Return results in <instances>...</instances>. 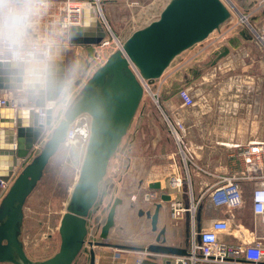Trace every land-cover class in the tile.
I'll use <instances>...</instances> for the list:
<instances>
[{"label": "crops", "instance_id": "1", "mask_svg": "<svg viewBox=\"0 0 264 264\" xmlns=\"http://www.w3.org/2000/svg\"><path fill=\"white\" fill-rule=\"evenodd\" d=\"M226 25L215 31L219 37H223L219 45L208 37L175 57L163 76L151 82L152 87L156 86L157 93L168 82L172 85H182L185 82L186 88L194 94L195 104L183 108L177 93L157 95L159 110L156 111V118L151 116V111L146 112V117H151L139 119L140 125L131 131L133 135L125 147L128 154L127 166L121 177L117 172L122 157L117 155L109 162L105 179L107 193L113 194H110L113 200H121L115 209L112 228L106 239H100V228L108 211L105 213L94 208L87 217V223L94 225V244L92 247L85 245L72 264H92L91 252L98 260L97 264H134L135 259H139L138 264H174V254L148 252L146 248L157 244V235L163 230L160 237V240H165L163 245L186 253L192 220L195 229L199 230L215 219L226 218L229 231L219 235L221 241L231 245L239 244L242 240L253 241V232L260 227L258 217L251 209L253 185L243 184V199L249 201L245 209L244 203L237 208L215 209L206 192V188L221 176L245 171L246 165L241 157L243 151L251 148H262L264 151V48L228 45L229 35L232 33L228 35ZM222 40H226L225 45L220 46ZM9 94L26 99L28 108L34 107L35 91L2 90L0 99ZM62 94L66 101L70 93L65 94L63 91ZM27 107L14 109L20 114L13 117V111L9 112L13 108L0 106V148L11 147L9 143L4 144L8 137L7 129L20 127L25 140L33 137L35 126L32 125L33 116L27 111ZM165 117L182 124L183 139L193 153L196 166L190 169L189 184L185 182V173L176 153L177 147L175 150L176 143L162 123L166 121ZM54 120L52 116L53 123ZM52 124L47 128L46 134L51 132ZM140 146L141 151L136 152ZM31 156L32 153L23 165L31 161ZM7 158L11 159L9 155L1 156L0 161L5 163ZM174 177L181 179L180 186L172 185ZM155 183L160 184L159 190L149 188V185ZM6 184L7 191L9 183ZM3 189L0 187V204L6 193ZM151 193L155 195L153 198ZM161 195H168L169 200L162 202ZM190 196L199 200L194 217L184 212L181 216L172 218L170 204L179 201L187 206ZM158 202L161 203V208L156 230H152L151 220L146 213L152 214L154 205Z\"/></svg>", "mask_w": 264, "mask_h": 264}, {"label": "water", "instance_id": "2", "mask_svg": "<svg viewBox=\"0 0 264 264\" xmlns=\"http://www.w3.org/2000/svg\"><path fill=\"white\" fill-rule=\"evenodd\" d=\"M231 5L235 10L232 3ZM230 17L231 11L221 0H170L157 19L133 31L123 41L121 50L112 53L92 73L78 98L39 149V153L24 165L23 162L32 153L34 145L52 124V109L46 110L44 124L38 123L36 109L45 104L55 105L60 100L65 87L67 50L65 46L50 47L48 70L39 83H26L13 62H0V91L36 92L34 107L27 109L33 116V137L25 140L20 127L14 128L15 130L7 129L8 137L4 144L9 143L11 147L0 148V157H11L5 163L0 161V181L9 183L0 204V263L74 262L84 246L87 217L97 203L100 185L106 176L109 162L126 135L143 97L144 90L140 81L152 82L160 79L175 57L206 40ZM105 35L94 13L85 9L81 25L69 28L68 42L70 45L93 46L100 43ZM11 111L13 117L20 114L18 110H9ZM81 115L89 117L90 133L67 209L59 221V247L51 257L34 262L27 257L18 237L23 219V205L41 179L49 160L64 142L69 126ZM149 188L159 190L160 184H151ZM160 199L166 202L169 196L161 195ZM120 203L119 198L112 201L100 228V239H106L114 224L115 209ZM160 208L161 203H155L153 213H146L151 220L152 230H156ZM139 213L143 214L142 211ZM162 235L163 230L157 235V244L150 245L146 251L185 255L184 251L163 245L165 240H160ZM90 256L92 262L93 252Z\"/></svg>", "mask_w": 264, "mask_h": 264}, {"label": "built area", "instance_id": "3", "mask_svg": "<svg viewBox=\"0 0 264 264\" xmlns=\"http://www.w3.org/2000/svg\"><path fill=\"white\" fill-rule=\"evenodd\" d=\"M120 1L134 3L137 0H34L37 5V14L34 18L30 39L43 45L49 53L52 43L65 39L70 27L81 25L84 10L89 9L94 13L106 33L100 43L92 46V60L95 64L101 66L112 53L121 50L122 47V41L112 34L103 16L101 4L103 2ZM221 1L229 10L232 9L231 3L234 2L233 0ZM261 3H264V0ZM245 23H247L246 20ZM251 31L256 43L264 48V17L261 18L257 26L251 27ZM0 62L13 61L8 54L0 53ZM131 69L137 74L134 68ZM140 82L143 90L150 92L151 82L142 80ZM151 95L155 104L158 105L157 97L154 94ZM177 95L183 108L192 107L195 104L194 94L188 88L180 89ZM26 103V99L16 97L13 94L5 95L0 99V106H7L13 109L27 107ZM54 106L53 104H45L43 107L36 109L38 123L44 124L46 110L52 109L54 111ZM165 120L176 143L177 154L185 173V182L189 184L190 169L196 165L193 153L183 139V126L177 120L171 121L167 117H165ZM46 130L41 139L34 145L32 154L41 148ZM89 133L90 119L87 115H81L69 126L64 142L66 144L79 142L82 145H86ZM261 149L251 148L241 153L243 162L246 165L243 173H232L221 176L217 182L206 188L209 200L215 209L223 207L232 209L241 207L244 203L243 184L251 183L253 185L251 191V209L252 213L258 217V225L260 226L259 230L256 229L253 232V241L242 240L236 245L221 241L219 235L229 231L226 218L215 219L207 227L199 230L195 229L192 220L189 248L185 255L172 256L174 264H195L197 262L212 264H264V157H262V152L264 151ZM181 183L180 178L174 177L172 179L173 186H180ZM0 186L5 188L7 184L0 181ZM151 196L153 198L155 196L154 193H151ZM198 201L190 196V203L187 206H184L179 201L172 202L170 204L171 217H179L182 213L188 212L193 218ZM86 228L87 234L84 246L88 245L92 247L94 244V225L87 223ZM140 253H145V251H140ZM97 263L98 260L93 257L92 264ZM138 263L139 259H135L134 264Z\"/></svg>", "mask_w": 264, "mask_h": 264}, {"label": "rangeland", "instance_id": "4", "mask_svg": "<svg viewBox=\"0 0 264 264\" xmlns=\"http://www.w3.org/2000/svg\"><path fill=\"white\" fill-rule=\"evenodd\" d=\"M169 1L170 0H137L134 3L121 1L103 2L101 8L112 34L123 43L133 31L157 19L160 12ZM261 1L262 0H237L232 2L235 10L230 9L231 17L225 22V25L227 24L226 28L229 29L227 31L228 35L232 33L229 35L231 38L228 36V45L259 46L255 41L251 27L257 26L261 18L264 17V3H261ZM245 20L247 23H245ZM225 25L223 24L222 27L224 28ZM208 39H212L216 45H219L223 37H219L217 32H213ZM226 40H222L223 42L220 43V46L225 45ZM52 46H65L67 49L64 93H70L66 101H64L65 96L62 94L63 98L60 104H58L56 108L54 106L53 113L56 111L53 115L55 119L54 123L52 122L54 128L64 117L69 107L78 98L85 82L100 65L95 64L92 60V46L70 45L68 42V34L66 38L62 39L60 42L52 43ZM181 84L182 85H172L168 82V85L162 88V91L160 90L159 93L161 95L176 94L180 89L186 88L185 82ZM159 93H157L156 86H150V92L144 91L127 134L122 139L116 153L112 157V159L117 155L122 157L120 162L121 165H119L117 172L120 177L124 172V167L127 166L128 154L125 147L133 135L131 131H134L136 127L140 125L139 119L142 118L141 120H143L151 116L156 118V111L159 110V106L155 104L151 94L157 97ZM150 111L152 115L146 117V112L148 113ZM162 123L167 129V122L164 121ZM50 133L48 132L44 137L42 146L48 139ZM124 149L126 151L125 156L123 155ZM141 149L142 146H140L139 150L136 152L141 151ZM84 151L85 145L79 142L72 144L63 142L49 160L41 179L24 202L23 219L18 237L27 257L34 262L43 261L51 257L58 250L60 243L58 235L59 221L62 214L67 209L71 191L78 177V172L84 157ZM38 153L39 150L34 151L29 159H32ZM108 171L109 165L107 173ZM107 173L101 183L102 188H100L98 200L94 206V208L98 210L101 209L105 213L108 211L113 200V194L110 193L112 195L110 196V194L107 193V182H105ZM6 187L3 189V192L6 191ZM108 195L110 197H108ZM248 202L247 199L244 201V209L247 208Z\"/></svg>", "mask_w": 264, "mask_h": 264}, {"label": "clouds", "instance_id": "5", "mask_svg": "<svg viewBox=\"0 0 264 264\" xmlns=\"http://www.w3.org/2000/svg\"><path fill=\"white\" fill-rule=\"evenodd\" d=\"M37 14L34 0H0V53L11 57L26 83L41 82L50 54L30 39Z\"/></svg>", "mask_w": 264, "mask_h": 264}, {"label": "bare ground", "instance_id": "6", "mask_svg": "<svg viewBox=\"0 0 264 264\" xmlns=\"http://www.w3.org/2000/svg\"><path fill=\"white\" fill-rule=\"evenodd\" d=\"M89 11H90V10H89ZM90 18H91V15L88 16V19H90ZM66 46H67V45H66Z\"/></svg>", "mask_w": 264, "mask_h": 264}]
</instances>
